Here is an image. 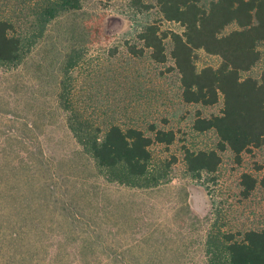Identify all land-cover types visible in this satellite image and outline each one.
Wrapping results in <instances>:
<instances>
[{
	"label": "rangeland",
	"instance_id": "rangeland-1",
	"mask_svg": "<svg viewBox=\"0 0 264 264\" xmlns=\"http://www.w3.org/2000/svg\"><path fill=\"white\" fill-rule=\"evenodd\" d=\"M37 2L0 0V19L19 18L20 31L29 33ZM152 21L182 31L161 20L156 0H81L79 10L46 25L17 67L0 68V159L6 160L0 167V264H205L215 216L222 231L264 227V191L248 199L239 194L242 173L264 174V149L243 153L240 164L226 150L217 172L200 180L186 172L183 145L209 150L217 143L213 132L192 130L195 113L217 114L221 106L183 104L170 58L157 64L148 54L127 53L125 43L141 46L136 34ZM258 48L254 77L264 67V43ZM72 55L78 56L71 70L76 98L100 94L108 111H118L120 124L175 131L171 146L152 147L156 160L176 157L168 180L137 189L99 176L57 105L60 70ZM218 63L196 52L197 69Z\"/></svg>",
	"mask_w": 264,
	"mask_h": 264
},
{
	"label": "trees",
	"instance_id": "trees-1",
	"mask_svg": "<svg viewBox=\"0 0 264 264\" xmlns=\"http://www.w3.org/2000/svg\"><path fill=\"white\" fill-rule=\"evenodd\" d=\"M156 7L161 20L178 24L182 31L162 30L161 22L152 21L136 34L141 46L125 43V48L131 57L148 54L157 64L170 58L183 104L221 106L217 114L209 116L197 111L191 124L197 133L213 132L215 147H182L186 172L200 180L217 172L221 153L226 150L240 164L243 153L264 149V67L257 77L249 74L261 58L258 47L264 43V0H213L207 6L202 0H156ZM80 8L81 0H39L28 15L33 19L26 34L20 31L19 18L0 19V68L17 67L49 22ZM231 25L235 28L227 31ZM166 41L170 44L168 53ZM198 50L218 57V65L197 69ZM77 58L70 56L61 67L57 105L69 133L92 160L99 176L106 183L137 189L154 188L168 180L176 157L156 160L152 147L171 146L175 131L155 123H148L146 129L120 124L114 119L118 111H108L100 94H95L94 100L83 96L86 101L81 104L82 99L73 93L71 77ZM92 101L95 105L91 107ZM89 107L95 109L93 114ZM5 163V157L1 158L0 167ZM239 186L240 196L248 199L257 189L264 191V174L255 177L242 173ZM203 256L205 264H264V227L222 231L215 216Z\"/></svg>",
	"mask_w": 264,
	"mask_h": 264
}]
</instances>
